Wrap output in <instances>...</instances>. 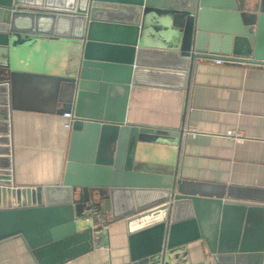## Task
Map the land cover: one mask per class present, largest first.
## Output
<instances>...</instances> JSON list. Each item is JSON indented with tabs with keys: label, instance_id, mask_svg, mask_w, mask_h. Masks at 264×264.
<instances>
[{
	"label": "water",
	"instance_id": "water-1",
	"mask_svg": "<svg viewBox=\"0 0 264 264\" xmlns=\"http://www.w3.org/2000/svg\"><path fill=\"white\" fill-rule=\"evenodd\" d=\"M158 21L170 34L156 33ZM51 40L70 52L46 77L69 89L67 161L58 184L19 187L15 87L37 76L22 73L31 48ZM263 45L264 0H0V242L20 237L40 264H62L124 221L132 264H183L180 249L198 240L212 264H264V192L239 197L179 179L178 159L155 165L150 147L180 152L184 129L126 122L132 86L188 94L197 60L264 65Z\"/></svg>",
	"mask_w": 264,
	"mask_h": 264
},
{
	"label": "crops",
	"instance_id": "crops-1",
	"mask_svg": "<svg viewBox=\"0 0 264 264\" xmlns=\"http://www.w3.org/2000/svg\"><path fill=\"white\" fill-rule=\"evenodd\" d=\"M156 28L159 35L170 34L166 22L158 21ZM69 60L63 41L36 44L22 73L37 76L16 83L11 134L19 187L58 184L63 177L71 132L63 116L69 89L46 77L58 75ZM126 122L159 131L184 129L180 152L177 143L150 147L155 165L173 166L178 159L179 179L239 197L264 192V65L197 60L188 94L132 86ZM180 251L183 264H212L203 240ZM0 264L40 263L24 239L14 237L0 242ZM62 264H132L125 222L110 223L93 251Z\"/></svg>",
	"mask_w": 264,
	"mask_h": 264
},
{
	"label": "built area",
	"instance_id": "built-area-1",
	"mask_svg": "<svg viewBox=\"0 0 264 264\" xmlns=\"http://www.w3.org/2000/svg\"><path fill=\"white\" fill-rule=\"evenodd\" d=\"M218 63H222L223 61H221V60H216ZM63 116H64V118L66 119V123H65V128L67 129V130H71V127H72V121H73V118H74V115H73V112L71 111V112H68V111H66V112H64L63 113Z\"/></svg>",
	"mask_w": 264,
	"mask_h": 264
}]
</instances>
